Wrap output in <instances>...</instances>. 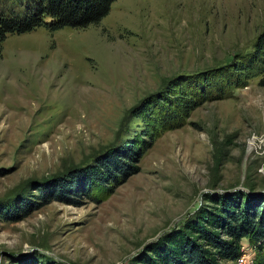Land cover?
Wrapping results in <instances>:
<instances>
[{
    "label": "rangeland",
    "instance_id": "rangeland-1",
    "mask_svg": "<svg viewBox=\"0 0 264 264\" xmlns=\"http://www.w3.org/2000/svg\"><path fill=\"white\" fill-rule=\"evenodd\" d=\"M263 32L264 0H114L84 28L8 34L0 52V264H128L210 199L264 198L258 75L160 132L138 172L111 194L95 184V198L53 200L13 220L21 204L38 200L37 187L148 140L150 115L167 98L223 84L224 68ZM242 244L241 254L256 252Z\"/></svg>",
    "mask_w": 264,
    "mask_h": 264
},
{
    "label": "trees",
    "instance_id": "trees-1",
    "mask_svg": "<svg viewBox=\"0 0 264 264\" xmlns=\"http://www.w3.org/2000/svg\"><path fill=\"white\" fill-rule=\"evenodd\" d=\"M113 1L13 0L8 8L0 7V52L8 34L28 32L41 25L54 31L96 24L108 13ZM224 70L226 81L213 89L200 92L181 89L178 95L167 98L165 107L150 115L148 140L142 138L138 144L133 141L126 147L108 151L94 165L70 172L67 180L56 179L45 189L37 187L38 200L21 204L20 214L13 220L53 200L78 204L76 198L80 195L95 198L91 192L95 184L104 189L105 195L111 194L138 172L140 158L160 132L184 126L195 108L228 96L233 88L247 85L253 77L259 75V84L264 85V32L256 39L252 52ZM243 239L256 248L254 264H264V198H248L235 192L226 198L210 199L205 210H198L181 227L149 242L128 264H236Z\"/></svg>",
    "mask_w": 264,
    "mask_h": 264
},
{
    "label": "built area",
    "instance_id": "built-area-1",
    "mask_svg": "<svg viewBox=\"0 0 264 264\" xmlns=\"http://www.w3.org/2000/svg\"><path fill=\"white\" fill-rule=\"evenodd\" d=\"M243 246L244 245L242 244L241 248H243ZM254 255H255V251L252 249H249L247 252L245 251L244 254L240 255V257L237 259L236 263L237 264H253V256Z\"/></svg>",
    "mask_w": 264,
    "mask_h": 264
},
{
    "label": "bare ground",
    "instance_id": "bare-ground-1",
    "mask_svg": "<svg viewBox=\"0 0 264 264\" xmlns=\"http://www.w3.org/2000/svg\"><path fill=\"white\" fill-rule=\"evenodd\" d=\"M253 144H254V141H253V143L252 142L250 143V147H253Z\"/></svg>",
    "mask_w": 264,
    "mask_h": 264
}]
</instances>
